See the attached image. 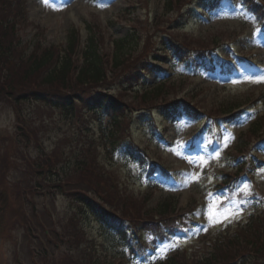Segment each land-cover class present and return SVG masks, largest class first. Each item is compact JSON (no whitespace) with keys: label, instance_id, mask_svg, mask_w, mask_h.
I'll use <instances>...</instances> for the list:
<instances>
[{"label":"trees","instance_id":"16d2710c","mask_svg":"<svg viewBox=\"0 0 264 264\" xmlns=\"http://www.w3.org/2000/svg\"><path fill=\"white\" fill-rule=\"evenodd\" d=\"M151 2L130 0V7L125 9L120 19L124 18L127 23L129 19L128 31L117 40L112 41L110 33L91 14L86 21L88 37L84 47L80 48L76 30H71L64 49L55 46L46 48L36 41L31 51L26 53L27 50L20 46L15 35L19 29L26 28L24 1L0 0V102L18 113L28 111L17 116L16 133L26 143L30 142L28 135L37 141L34 122L31 123L29 119L30 112L35 114L40 126H43L45 119L54 117L52 113L57 114V120L66 117L70 125H76V120L84 116L105 117L107 120L99 127L101 145H97L93 133L86 128L83 134L78 135L77 132L78 136L59 141L58 148L49 154H41L39 159L28 162L24 168L29 176L36 175L35 182H24V188L16 190L13 196L22 203L25 193L58 190L78 210L87 209L106 225L117 226L114 229L110 227L124 240L126 237L121 230L124 223L131 226L129 230H152L156 234L164 230L163 227L169 228V216H180V213L178 210L176 212L177 206L171 198L152 204L151 196L137 198L123 189L124 185L116 177L113 180L109 175L111 173L101 164L99 147L111 152L120 148L129 135V123L134 112L166 106L164 110L177 100L193 106L191 99L179 98L181 87L171 81L162 82L142 93L130 94L134 83L144 75L147 64L158 51L148 35L144 40V31L154 32L167 23L163 21V15H153L151 25L147 23V16L140 17L144 21L138 17L129 18L133 6L144 11ZM182 2L177 0V6ZM164 6L168 12L173 11L172 0H166ZM168 44L178 56H181V50L191 46L187 38H173ZM195 48L199 51L198 47ZM162 54L165 56L164 51ZM243 103L234 101L218 105L213 102L207 113L226 115ZM173 111L172 107L171 113ZM53 126L60 130L58 124L53 123ZM262 139L264 117L258 119L241 137L236 152L248 153L250 142ZM10 150L8 147L7 151ZM243 170L244 167L235 175L238 176ZM10 210H6L8 217L5 224L24 219L22 214L18 218L16 214L9 213ZM41 224L36 223L43 230ZM62 230V235L53 234L52 238L56 242H60L58 239L65 242L67 254L62 259H54L53 250L52 255H48L40 247L37 256L41 264H117L115 260L106 262L94 255L89 245L90 237L86 235L77 213L68 218ZM41 235L46 240L43 232ZM32 264H37L36 260ZM159 264H264V209L250 216L243 225L203 239L190 253L175 251Z\"/></svg>","mask_w":264,"mask_h":264},{"label":"rangeland","instance_id":"374dc122","mask_svg":"<svg viewBox=\"0 0 264 264\" xmlns=\"http://www.w3.org/2000/svg\"><path fill=\"white\" fill-rule=\"evenodd\" d=\"M236 0L233 3L229 1H224L221 5V8L213 12L209 17H204L200 19L201 22L192 20L187 27H185L184 31L186 33L197 34L198 36L205 35L207 33H214L218 32V26L216 28H205L209 24L219 25L220 23L226 22L225 25L229 31V35L237 36V41L234 42L232 49H224L223 55L224 56H232L233 51H239L242 55L247 56V60L251 58L255 59L256 66L247 67L243 65H235V69L238 72L237 76H226L222 74L218 68H215V73L211 72H203V71H190L188 67H185L186 64L182 63L175 68V77L177 75L181 76H192L193 79L196 81H188L189 89L192 88V83H196V88H206V92L208 88H211L212 91L216 90L214 94V99L220 102H226L230 99H246V98H257L259 96H264V82H258L259 77L264 75V34L262 32V27L256 19L255 16H252L249 13L244 12V10L238 5ZM128 0H48V3H45L44 0H29L27 3V12H28V21L31 23L30 27L24 30V34L22 35V43H28L30 40L33 41L35 38L34 33L36 30L33 28L34 25H38L40 29H43V40L45 45H54V46H64L66 42V35L72 30V28L78 27L80 23H85L88 19L89 12L96 11L99 15L100 20L104 24L114 23L111 26V31L113 33L114 38L118 39L124 36L127 32L128 23L124 21H117L118 15L127 7ZM137 15V12H135ZM209 19V20H208ZM79 23V24H78ZM33 24V25H32ZM207 29V30H206ZM200 34V35H199ZM86 35V33H84ZM237 43V44H236ZM246 47V49H245ZM251 55V56H250ZM258 67L259 69H257ZM160 75H153L149 78L148 82L155 77ZM180 78H176L175 84L179 81ZM226 85V88H231L230 91L223 90V86ZM187 89V90H189ZM186 90V91H187ZM185 91V92H186ZM208 101H210L211 97L213 96L212 93L207 94ZM46 115L48 113H45ZM53 114V118L51 120L45 119V125L42 130L39 132L38 130V123L36 124L35 131L40 139H43L42 146L45 150H51L54 146L55 138L60 134V131L53 128L50 123L57 119V115ZM262 116L264 115V103L257 104L255 107H251L247 114H244L241 119L235 124L237 127L232 129H222L218 130L219 135H225V138L218 139V143L222 142L225 145V148L228 145H231L233 141V137L242 129H245L250 121L254 119L255 116ZM254 116V117H253ZM33 118L34 115H32ZM15 117L14 113L7 107L0 106V185H2L4 190L0 191V201L4 199L6 193L7 200L5 199V208L11 209L8 211L9 213L16 214L19 218L20 214L17 212L16 207L14 204L16 200L11 195L12 192L15 191V187H22L23 183L27 181L28 176L26 175V170H24L23 166L19 164L20 162L24 163L23 159H35L39 152L34 145H28L26 147L19 144L18 153L15 155L16 150L13 143L9 142L12 138V134L15 133ZM169 126V138L168 141L171 143V147L167 149L166 154L174 158V161L183 162L182 156L185 154V161L183 163L186 164L187 169L184 172H180L179 176L176 180V183L173 184L170 181L162 180V188L164 191L172 192L176 195V198L179 199L180 206L185 204H192L193 199L196 198L199 200L200 196L205 198L207 202L206 211L210 206V200L213 201V207H219L220 203V196L216 194H210L204 196V191L212 185V179L209 176L204 175L203 169L204 167L210 168V157L213 155L209 151V144L212 140L211 132L206 133V130L203 134H199L196 136L197 139V149L198 151L188 152L185 148V143L189 137V134L193 129H195V124L186 117H181L179 119V123L174 127L171 125ZM67 127L64 126L63 130ZM135 128L137 132L135 133ZM135 133V134H134ZM238 135V134H237ZM217 136V137H218ZM132 137L137 139L142 137L141 147L144 148L147 145L148 137H150V130L147 128L146 123H138V120L133 121L132 126ZM157 137V136H156ZM216 137V138H217ZM215 138V139H216ZM233 138V139H232ZM152 143L154 141L151 140ZM160 147L162 146L159 144ZM10 147V151L8 152L7 149ZM183 147V148H182ZM151 156L155 157L156 155H160V150L151 152L150 149L146 150ZM182 153H181V152ZM220 151H218V154ZM183 154V155H181ZM188 156H187V155ZM216 156V155H215ZM8 157V158H7ZM15 160L17 163H14L12 159ZM220 157V154H219ZM218 157V160H219ZM197 160L198 164L193 165L189 161ZM115 163L114 170L122 174L123 169L118 166H124L125 168H133L132 163H124L120 161V158L116 157L114 159ZM206 161V163H202ZM104 163L107 162L104 160ZM18 165V169L16 166ZM185 174L191 175H199L198 182H189L186 179ZM159 178V176L157 177ZM257 182L254 186L247 185L246 190H253L257 194L262 195L263 188H264V169L257 174L256 176ZM186 185V186H185ZM179 186V187H178ZM136 191V190H135ZM167 194V193H166ZM246 195V194H245ZM218 198V202H217ZM236 200V199H235ZM38 205H42L46 202L43 201L42 198H39ZM11 203V204H9ZM249 203L246 201V204ZM55 208L57 212H61L66 208V204L62 201L61 198L55 200ZM12 205V206H11ZM3 207H0L2 209ZM242 209V213L239 215L238 218L234 219L231 223H227V225L240 221L242 217H244V212H250L251 208L240 206ZM4 210V208L2 209ZM0 210V212H2ZM223 208H221V211ZM4 215V214H3ZM2 215V216H3ZM0 215V230L3 231V227L7 225L5 221H7V214L3 216ZM205 218V217H204ZM91 226L93 229H99L96 221H90ZM208 221L205 219V223L202 226H207ZM10 235L6 236V234H2L0 236V264H19L14 260V253L17 252L15 246L20 248L21 243V232L18 228L19 223L11 224ZM224 225H215V226H208L207 231L204 233H208L209 230L214 231ZM7 232V231H6ZM106 230L103 229L104 235H98V239L101 243L104 239V244L109 245V254L114 255V257H120L124 252L125 248H118V243L114 240L113 235H105ZM186 245L185 242L180 241H168L166 243H162L160 247L157 248L156 252H149L141 261L146 263L148 261H155L157 258L161 257V255L166 254L170 249L180 245ZM126 254V253H124ZM21 259V258H20ZM27 262V260L25 259ZM134 264H137L134 262Z\"/></svg>","mask_w":264,"mask_h":264},{"label":"snow or ice","instance_id":"6c2138e0","mask_svg":"<svg viewBox=\"0 0 264 264\" xmlns=\"http://www.w3.org/2000/svg\"><path fill=\"white\" fill-rule=\"evenodd\" d=\"M45 3H48V0H44ZM258 82H264V75H261L259 77ZM218 155V154H217ZM193 165H196L200 162L197 160H191L189 161ZM202 163H206V161H203ZM186 179L189 182H198L199 181V175H191V174H185ZM186 186V185H185ZM179 187V186H178ZM218 202V198H217ZM245 201H237L233 200L230 203H227L226 206L222 205L223 210L221 211V207H213V201L210 200V206L207 209V211L204 213L205 219L208 221V225L204 226L202 228H198L193 233L194 235H198L201 231H207L208 226H215V225H224L226 226L227 223H231L234 219L238 218L239 215L242 213V209L240 208V203ZM190 238V237H189Z\"/></svg>","mask_w":264,"mask_h":264}]
</instances>
